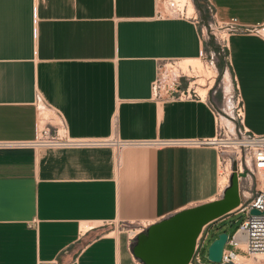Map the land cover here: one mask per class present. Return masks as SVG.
I'll return each mask as SVG.
<instances>
[{"label": "crops", "instance_id": "1", "mask_svg": "<svg viewBox=\"0 0 264 264\" xmlns=\"http://www.w3.org/2000/svg\"><path fill=\"white\" fill-rule=\"evenodd\" d=\"M208 1L220 19L264 23V0ZM202 48L199 25L157 17L154 0H0V141L35 138L37 98L73 138H211L212 97L151 90L161 61ZM227 53L244 126L264 134V38L232 33ZM116 158L110 146L0 147V264H137L121 221L150 225L224 192L211 146H130Z\"/></svg>", "mask_w": 264, "mask_h": 264}, {"label": "built area", "instance_id": "2", "mask_svg": "<svg viewBox=\"0 0 264 264\" xmlns=\"http://www.w3.org/2000/svg\"><path fill=\"white\" fill-rule=\"evenodd\" d=\"M191 5V10H189ZM155 15L160 18L175 17L194 20L199 25V33L203 48L199 59L203 66L213 70V74L205 78L208 84L207 94L201 96L192 82V74L196 66L187 65L184 70L180 60H163L157 66V73L152 81L151 90L155 99L192 100L209 99L222 92L224 101L217 104L211 102L216 123L215 135L211 138H176L150 140H121L118 138H73L65 133L64 122L58 118L52 122L48 117L45 103L37 98L36 135L29 141H0V147H33V148H75L110 146L116 154L125 146H212L217 152L218 174L224 178L222 189L230 184L233 172L237 174L240 192L238 212L245 214L238 227L227 237L221 255V264H245L241 259H257L264 254V134L251 132L244 126V106L236 81L230 77L231 86L224 90L223 79L215 84L217 66L215 56L221 55L227 69L229 67L228 38L232 33L251 32L264 38V23L258 26H245L234 18L223 20L218 17L217 8L205 2L207 18L200 16V9L195 0H154ZM190 11V12H189ZM213 41L214 47L204 45ZM209 94V95H208ZM231 100V105L226 104ZM44 112L46 114H44ZM54 116H58L56 113ZM223 120V121H222ZM226 120L230 123H226ZM116 165L118 159L116 158ZM234 168V169H233ZM241 199H244L241 201ZM256 209L257 214L250 210ZM210 223V222H209ZM209 223L201 227L195 239L192 257L188 264H200L201 251L208 238ZM149 226L145 222L121 221L118 229L127 233L129 241ZM132 254V252H131ZM133 261L143 264L132 254Z\"/></svg>", "mask_w": 264, "mask_h": 264}, {"label": "water", "instance_id": "3", "mask_svg": "<svg viewBox=\"0 0 264 264\" xmlns=\"http://www.w3.org/2000/svg\"><path fill=\"white\" fill-rule=\"evenodd\" d=\"M239 204V182L233 172L230 184L220 198L184 208L150 224L136 235L131 252L143 264H188L201 227L232 212ZM250 213L257 214L258 211L251 209ZM227 237L228 233L222 231L209 244L206 257L210 262L221 261Z\"/></svg>", "mask_w": 264, "mask_h": 264}, {"label": "rangeland", "instance_id": "4", "mask_svg": "<svg viewBox=\"0 0 264 264\" xmlns=\"http://www.w3.org/2000/svg\"><path fill=\"white\" fill-rule=\"evenodd\" d=\"M180 62L178 64H180L182 68L186 69L184 66L186 63L185 64L182 63L183 61H180ZM215 62H216L217 70H218L216 81H215V84L217 85V83H219L222 79L224 80L223 74L225 73V71H228V69H227V66L224 63V60L221 57V55L215 56ZM218 63H222V69L221 70L218 67ZM191 65L196 66V68H197L196 71L190 72L192 74V79L194 80V82H192V85L194 86L196 91L201 96H204L207 94V90H208V84H207V81H205V78L208 75L213 74V70L208 69L206 66H203L204 64L202 65L201 61H200V63H196V64L191 63ZM224 81H225V83H227V80H224ZM203 90L206 91V93H203ZM212 98L217 104H221L224 101V99L222 97L221 90H219L217 92V94L215 96H213ZM45 112H44V114H46ZM128 147H130V146L121 147L117 151V159H118V155L122 152V150H124ZM218 176H220L221 178L218 179L219 178ZM218 176H217V182L219 184H222L224 182L222 179V176L221 175H218ZM244 216H245V214L243 212H239L237 214H232L227 218L226 222H224L223 224H221L219 226H210L208 228V231H209L208 238H207L206 243H205V245L201 251V255H202L201 257H202L203 261H205L206 263H209V264H221L220 262L219 263L210 262L207 259V257H206L207 248H208L209 244L217 237V235L219 234L220 231H226L230 235L238 227V225L240 224V222L242 221ZM257 257H261V259H259L260 262H254L253 261L254 258H250V259H246L245 264H264V254H259V255H257ZM257 260H258V258H257Z\"/></svg>", "mask_w": 264, "mask_h": 264}, {"label": "bare ground", "instance_id": "5", "mask_svg": "<svg viewBox=\"0 0 264 264\" xmlns=\"http://www.w3.org/2000/svg\"><path fill=\"white\" fill-rule=\"evenodd\" d=\"M189 10H191V5H189ZM190 12V11H189ZM262 32L264 33V29L262 30ZM189 62V63H188ZM181 63V62H180ZM182 63H186L184 66H187V64H191V63H200V59H195V60H183V62ZM200 67V66H199ZM198 67V68H199ZM187 68V67H186ZM184 69V68H183ZM184 70H186V69H184ZM223 78H224V80H227V83H225V81L223 80V83H224V90L225 91H227L228 89H230V86H231V81H230V76H229V73L228 72H226V74H223ZM203 80V79H202ZM203 93H206V91L204 92V90H203ZM226 104L227 105H231V100L230 99H226ZM226 123H230V122H228L227 120H226ZM219 178L218 179H220L221 177L220 176H218ZM222 179H223V181H225L224 180V178L222 177ZM258 258V260L257 259H253V261L254 262H260L259 261V259H261V257H257ZM247 259V258H246ZM246 259H241L243 262H246Z\"/></svg>", "mask_w": 264, "mask_h": 264}, {"label": "trees", "instance_id": "6", "mask_svg": "<svg viewBox=\"0 0 264 264\" xmlns=\"http://www.w3.org/2000/svg\"><path fill=\"white\" fill-rule=\"evenodd\" d=\"M201 2H202V0H195V3H196L197 6H199V5L201 4ZM210 44H211V45H214V42L211 40V41H210ZM214 47L216 48L215 45H214Z\"/></svg>", "mask_w": 264, "mask_h": 264}]
</instances>
